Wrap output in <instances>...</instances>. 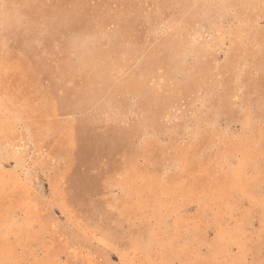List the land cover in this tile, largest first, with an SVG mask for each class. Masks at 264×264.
Wrapping results in <instances>:
<instances>
[{
	"label": "rangeland",
	"instance_id": "1",
	"mask_svg": "<svg viewBox=\"0 0 264 264\" xmlns=\"http://www.w3.org/2000/svg\"><path fill=\"white\" fill-rule=\"evenodd\" d=\"M0 264H264V0H0Z\"/></svg>",
	"mask_w": 264,
	"mask_h": 264
}]
</instances>
